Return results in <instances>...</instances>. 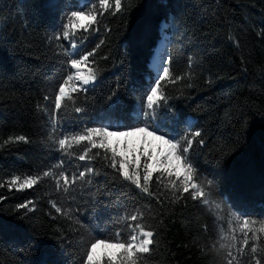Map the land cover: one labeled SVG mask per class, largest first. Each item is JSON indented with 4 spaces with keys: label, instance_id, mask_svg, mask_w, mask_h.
<instances>
[{
    "label": "trees",
    "instance_id": "16d2710c",
    "mask_svg": "<svg viewBox=\"0 0 264 264\" xmlns=\"http://www.w3.org/2000/svg\"><path fill=\"white\" fill-rule=\"evenodd\" d=\"M90 2L96 0H0V143L15 135L30 141L0 148V180L42 172L61 159L46 142L48 114L37 107H51L44 96L65 59L56 55L57 45L68 47L49 37L61 30L72 5ZM166 16L175 17L166 47L171 69L187 78L167 86L163 110L202 130L205 144L193 154L200 175L216 182L213 198L224 201L225 216L237 211L264 219V0H124L122 12L101 17L99 31L78 37L80 52L104 43L95 56L98 80L75 106L86 109L85 121L134 118L154 83L150 59ZM113 90L121 102L109 109L106 98ZM72 108L64 119L83 127ZM166 123L180 135L188 130L184 123ZM85 163L72 159L73 165ZM90 166L96 169L92 184L77 185L74 200L57 194L49 179L25 191L0 187L6 197L0 201V264H80L84 241L115 233L117 222L137 206L156 230L151 254L140 264H227L217 222L205 206L187 194L158 204L102 159ZM151 189L158 191L155 181ZM51 200L71 207L73 221L56 213ZM28 201L34 207H17ZM77 218L84 227L74 223Z\"/></svg>",
    "mask_w": 264,
    "mask_h": 264
},
{
    "label": "snow or ice",
    "instance_id": "6c2138e0",
    "mask_svg": "<svg viewBox=\"0 0 264 264\" xmlns=\"http://www.w3.org/2000/svg\"><path fill=\"white\" fill-rule=\"evenodd\" d=\"M56 7L55 2L51 5ZM68 8V5H64ZM124 10V0H96L83 6L72 5V9L61 18V30L52 41H66L68 47L57 45L56 55L63 56L61 72L44 100L51 107L37 105L48 114L49 130L47 141L61 154V159L47 170L36 174H11L6 180H0V187L10 192L33 189L46 179L54 183L57 194L63 193L70 199L77 185L86 188L92 184L96 169L90 166L95 160L102 159L125 181L152 197L158 204L166 200L178 202L187 194L193 201H198L213 215L217 222V239L223 241L226 248L227 264H264V219H258L247 213L228 211L225 216L224 201L214 199L216 182L200 175L197 158L193 154L195 146H203L205 139L202 130H192L190 122L179 119L174 112L169 115L163 109L168 108L167 86L186 79L187 74L175 75L171 69V57L166 58L163 49L153 56L152 66L156 70L154 83L150 84L143 96L134 118L126 122H114L110 117L99 121H85L87 111L75 106L79 97L86 94L89 86L98 80L95 56L101 41L91 51L80 52L81 33L99 31L98 25L105 13L112 14ZM165 30L175 27V17H165ZM193 65L189 58V68ZM121 98L113 90L106 98L109 109L118 105ZM72 111L83 127L68 125L64 117L69 116L67 108ZM175 125L186 124L187 131L180 135L175 128L169 130L167 121ZM91 123L93 126H88ZM162 133V134H161ZM30 143L25 135L9 136L0 143V148L12 143ZM86 162L73 165L72 159ZM68 164L69 167H65ZM158 184V191H153V182ZM165 193H169L165 197ZM164 197V199H162ZM83 198V197H81ZM6 197L0 195V201ZM56 213L73 221L71 207L58 206L56 200L50 201ZM98 201L93 203V210ZM34 207L31 201L17 205L25 209ZM79 214V208L75 210ZM227 227L225 228V222ZM74 223L84 227L79 218ZM117 231L103 238L91 236L84 241L80 264H140L141 258L150 255L155 244L156 230L145 222V212L137 206L131 213L125 214L118 221ZM75 231V229H73ZM207 231V226H205ZM63 243V241L61 242Z\"/></svg>",
    "mask_w": 264,
    "mask_h": 264
},
{
    "label": "rangeland",
    "instance_id": "374dc122",
    "mask_svg": "<svg viewBox=\"0 0 264 264\" xmlns=\"http://www.w3.org/2000/svg\"><path fill=\"white\" fill-rule=\"evenodd\" d=\"M164 21V20H163ZM163 21H161V25H160V30H161V40H160V42H159V44H161L162 43V40H163V42L164 41H167L168 40V36L170 35V29H167V30H165L164 29V27H163ZM160 46V45H159ZM161 49H163V50H165L166 48H164V47H162L161 48V46L154 52V54L153 55H155V53L157 52V51H159V50H161ZM167 58V57H166ZM150 64H152V61L150 60ZM152 67V66H151ZM153 68V67H152ZM153 70L155 71V74H156V70L153 68ZM227 227V225H225V228Z\"/></svg>",
    "mask_w": 264,
    "mask_h": 264
},
{
    "label": "water",
    "instance_id": "95a60500",
    "mask_svg": "<svg viewBox=\"0 0 264 264\" xmlns=\"http://www.w3.org/2000/svg\"><path fill=\"white\" fill-rule=\"evenodd\" d=\"M169 37V36H168ZM159 41V40H158ZM158 45V44H157ZM161 47H164V48H166L167 47V41H162V43H161ZM165 51V53H166V57H167V52H166V49L164 50Z\"/></svg>",
    "mask_w": 264,
    "mask_h": 264
},
{
    "label": "bare ground",
    "instance_id": "6f19581e",
    "mask_svg": "<svg viewBox=\"0 0 264 264\" xmlns=\"http://www.w3.org/2000/svg\"><path fill=\"white\" fill-rule=\"evenodd\" d=\"M161 40V39H160ZM160 40H159V42H160ZM163 41V40H162ZM159 42H158V45H157V47H156V50L161 46V44H159ZM160 45V46H159ZM162 48V47H161ZM153 56L154 55H152V58L150 59L151 61L153 60ZM151 66H152V64H150ZM153 67V66H152Z\"/></svg>",
    "mask_w": 264,
    "mask_h": 264
}]
</instances>
